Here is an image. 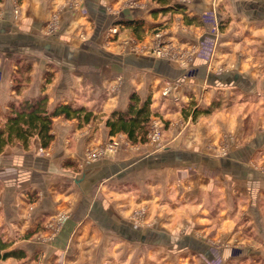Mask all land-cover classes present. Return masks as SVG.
Listing matches in <instances>:
<instances>
[{
	"label": "crops",
	"instance_id": "1",
	"mask_svg": "<svg viewBox=\"0 0 264 264\" xmlns=\"http://www.w3.org/2000/svg\"><path fill=\"white\" fill-rule=\"evenodd\" d=\"M161 7L0 2V128L13 103L42 96L51 112L93 114L55 118L47 148L36 137L0 153V234L24 256L0 264H146L184 250L264 264V0ZM134 94L162 121L158 144L110 133Z\"/></svg>",
	"mask_w": 264,
	"mask_h": 264
},
{
	"label": "trees",
	"instance_id": "2",
	"mask_svg": "<svg viewBox=\"0 0 264 264\" xmlns=\"http://www.w3.org/2000/svg\"><path fill=\"white\" fill-rule=\"evenodd\" d=\"M167 11L173 0H154ZM2 2V0H0ZM174 8L183 9V4H175ZM19 91V89H18ZM153 112L149 100L141 102L137 94L132 95L130 105L126 112H114L107 119L106 124L111 134L124 133L132 144L149 142L152 129ZM63 116L67 119H78L88 123L92 119V112L83 107L61 105L54 111L48 110V98L42 96L35 102L21 101L10 106L8 120L0 128V153L7 146L22 143L27 148L33 138L38 137L42 147L50 146L54 139L52 125L54 119ZM161 121V119H158ZM162 122V121H161ZM7 243L0 234V261L10 257H24L20 250H8Z\"/></svg>",
	"mask_w": 264,
	"mask_h": 264
},
{
	"label": "rangeland",
	"instance_id": "3",
	"mask_svg": "<svg viewBox=\"0 0 264 264\" xmlns=\"http://www.w3.org/2000/svg\"><path fill=\"white\" fill-rule=\"evenodd\" d=\"M157 121L161 125V121L160 120H157ZM161 129H162V125H161ZM161 139H162V135H161ZM114 144H116V145H114ZM118 145H119V142L115 141V142H112L109 144V148L111 150H115L118 147ZM202 236L203 235H201V237ZM168 252H170V251L166 250V255L168 254ZM177 255L179 256V258L177 257L178 261L176 258H174V259L171 258L174 261V263L172 262V260L167 259V256L165 257L166 260H163L162 256H159L161 259H157L158 258L157 256H154V259L147 257L145 259V262H146V264H209V263L214 264V262L215 263L221 262V260L218 258H208L202 250H199L196 252L191 251V250H189V251L184 250L181 252H177ZM247 264H251V263L248 262Z\"/></svg>",
	"mask_w": 264,
	"mask_h": 264
},
{
	"label": "built area",
	"instance_id": "4",
	"mask_svg": "<svg viewBox=\"0 0 264 264\" xmlns=\"http://www.w3.org/2000/svg\"><path fill=\"white\" fill-rule=\"evenodd\" d=\"M214 18L215 17H213V20H214ZM154 52L159 54V55H164L166 52L165 46L163 44H158L156 49L154 50ZM161 135H162L161 125L159 124V122L157 120H154L152 123L151 132L148 136L150 142L153 144H158L161 141ZM114 145H116V144H114ZM209 264H212V263H209ZM214 264H219V263L214 262Z\"/></svg>",
	"mask_w": 264,
	"mask_h": 264
}]
</instances>
